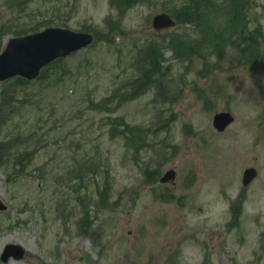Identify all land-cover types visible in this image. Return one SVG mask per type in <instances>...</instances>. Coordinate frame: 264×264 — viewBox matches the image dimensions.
<instances>
[{
	"label": "rangeland",
	"instance_id": "1",
	"mask_svg": "<svg viewBox=\"0 0 264 264\" xmlns=\"http://www.w3.org/2000/svg\"><path fill=\"white\" fill-rule=\"evenodd\" d=\"M43 25L95 39L0 82V264H264V0H0V50Z\"/></svg>",
	"mask_w": 264,
	"mask_h": 264
},
{
	"label": "water",
	"instance_id": "2",
	"mask_svg": "<svg viewBox=\"0 0 264 264\" xmlns=\"http://www.w3.org/2000/svg\"><path fill=\"white\" fill-rule=\"evenodd\" d=\"M156 29L167 28L174 25L171 17L164 12L157 13L152 19ZM93 35L89 32L74 31L64 27L51 26L38 32L19 37H12L0 52V80L19 75L28 79L38 76L40 70L57 58L66 56L90 44ZM233 120L229 112H217L213 116V125L223 130ZM256 171L250 167L243 172V183L247 184ZM175 173L167 171L161 181H173ZM0 208L4 205L0 202ZM23 250L18 245L6 246L2 259L9 255L21 257Z\"/></svg>",
	"mask_w": 264,
	"mask_h": 264
},
{
	"label": "trees",
	"instance_id": "3",
	"mask_svg": "<svg viewBox=\"0 0 264 264\" xmlns=\"http://www.w3.org/2000/svg\"><path fill=\"white\" fill-rule=\"evenodd\" d=\"M207 2V0L205 1V3ZM204 3V4H205ZM208 4V3H207ZM204 6H206V5H204ZM228 11H230V10H228ZM208 10H199L198 11V13H197V16H196V18H197V21L200 23V24H202L205 28L206 27H210V18L208 17ZM230 13H231V20H229V22H228V37L230 36V35H232L233 33H235V29H237L238 27L236 26V21L234 22V19H235V16H236V14H234L233 13V11L231 10L230 11ZM24 32V31H23ZM224 39H226V38H223V40L222 41H224ZM147 69V68H146ZM148 69H151V70H153L154 68H151V67H149ZM146 71V70H145ZM148 72V71H147ZM147 77H148V79L147 80H149V72H148V75H147ZM29 157H27V156H22V160L24 161V159H28ZM0 163H1V161H0ZM26 166V165H25Z\"/></svg>",
	"mask_w": 264,
	"mask_h": 264
}]
</instances>
